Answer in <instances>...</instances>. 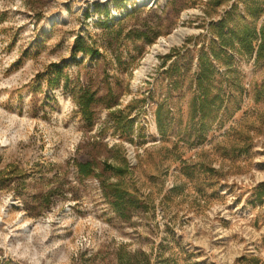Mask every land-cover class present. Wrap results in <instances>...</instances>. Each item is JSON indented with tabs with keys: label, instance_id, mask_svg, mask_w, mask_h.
<instances>
[{
	"label": "rangeland",
	"instance_id": "rangeland-1",
	"mask_svg": "<svg viewBox=\"0 0 264 264\" xmlns=\"http://www.w3.org/2000/svg\"><path fill=\"white\" fill-rule=\"evenodd\" d=\"M233 5L255 49L216 60ZM263 22L264 0H0V264H264ZM79 34L99 53L75 54ZM204 52L220 96L201 119ZM83 87L96 91L91 120ZM104 178L138 202L127 218Z\"/></svg>",
	"mask_w": 264,
	"mask_h": 264
},
{
	"label": "trees",
	"instance_id": "trees-1",
	"mask_svg": "<svg viewBox=\"0 0 264 264\" xmlns=\"http://www.w3.org/2000/svg\"><path fill=\"white\" fill-rule=\"evenodd\" d=\"M98 10H104L105 13L108 12L107 7L101 9V5L97 4ZM250 16L253 20H256L259 16V11L255 13H250ZM215 36L217 41H213L210 46V53L214 59H221L222 54L225 57L230 58L231 55L228 54L226 47L235 48L236 45L246 53H252L255 49L254 40L257 37V28L254 23L247 22L245 17L242 16L238 11L235 5L232 6V9L226 12V15L222 20L215 25ZM110 28V26H107ZM259 33L262 38V41L258 45L257 55H264V22L259 28ZM74 53L78 52H88L93 51L99 53V49H94L91 45H85L83 42L82 35H77L75 39ZM215 44V46H213ZM210 53L204 52L200 56L199 66L200 73L198 77L199 84V95L198 103L194 105V112L200 115V118H206L207 114L214 108L216 99L219 98V94H213L212 89L209 87V81L212 78L215 67L213 64V58H211ZM166 58H171V54L167 55ZM54 66V78L56 81H59L65 74L63 67L59 64ZM96 100V91L91 90L88 87H83L78 96V105L79 110L82 115L91 120L93 116V104ZM216 109L221 107V104H217ZM162 110L163 104L158 105L156 109L157 123L162 131ZM133 121V120H132ZM163 132V131H162ZM76 166L78 168L79 175L81 177H90L95 175V167L93 161H76ZM105 170H112L116 175H123L127 169L124 167L115 166L112 164H106L104 167ZM101 186L103 192L109 203L111 204L112 209L119 215L124 218L128 217V213L132 208V205H136L138 202L133 200L131 197L128 188L125 185L123 178H119L115 181H111L107 178L101 180ZM261 192V191H260ZM264 192L258 193V196L261 198ZM139 206V205H136Z\"/></svg>",
	"mask_w": 264,
	"mask_h": 264
},
{
	"label": "bare ground",
	"instance_id": "bare-ground-1",
	"mask_svg": "<svg viewBox=\"0 0 264 264\" xmlns=\"http://www.w3.org/2000/svg\"><path fill=\"white\" fill-rule=\"evenodd\" d=\"M174 38H175V37H172V36H171V37H170V41H173V40H174ZM160 45H161V44H160Z\"/></svg>",
	"mask_w": 264,
	"mask_h": 264
}]
</instances>
